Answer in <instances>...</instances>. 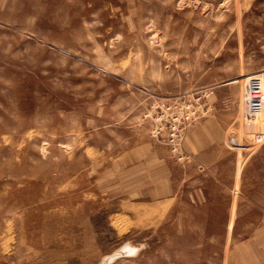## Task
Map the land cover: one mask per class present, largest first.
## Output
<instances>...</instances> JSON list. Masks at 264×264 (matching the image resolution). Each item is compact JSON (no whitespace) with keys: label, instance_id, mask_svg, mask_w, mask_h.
<instances>
[{"label":"rangeland","instance_id":"374dc122","mask_svg":"<svg viewBox=\"0 0 264 264\" xmlns=\"http://www.w3.org/2000/svg\"><path fill=\"white\" fill-rule=\"evenodd\" d=\"M258 89L264 0H0V264H264Z\"/></svg>","mask_w":264,"mask_h":264},{"label":"crops","instance_id":"0c3cea01","mask_svg":"<svg viewBox=\"0 0 264 264\" xmlns=\"http://www.w3.org/2000/svg\"><path fill=\"white\" fill-rule=\"evenodd\" d=\"M202 147L203 148L201 152L203 155L201 158L198 156L197 161L208 167L209 171L218 172L222 165L223 159L226 158V160H229L227 157L228 154L224 153V150L221 148L218 139L210 141L208 144L205 143ZM210 185L215 187L214 183H211ZM224 213L225 211L222 212L223 215Z\"/></svg>","mask_w":264,"mask_h":264},{"label":"built area","instance_id":"2783aa9c","mask_svg":"<svg viewBox=\"0 0 264 264\" xmlns=\"http://www.w3.org/2000/svg\"><path fill=\"white\" fill-rule=\"evenodd\" d=\"M252 94L254 95H258V97H252L253 99H256V100H258V101H260V102H262L263 101V99H264V96H263V94H264V92H263V90L262 89H258V90H254L253 92H252ZM252 95V96H253ZM261 115V113L259 112V111H253V112H251V113H249L248 114V118H247V123L248 124H256L255 126H256V130H254L252 133H251V135H254V139H253V141H259L260 140V142H263L264 141V125H260V122L261 121H257V118H258V116H260ZM249 121L251 122V123H249ZM259 125V126H258ZM252 126H254V125H252ZM258 126V127H257ZM244 131H248V127H246L245 129H243L242 130V133L244 132ZM241 132V131H240ZM241 135V134H240ZM237 138H238V136H237ZM239 139V138H238ZM241 139H243L244 141L243 142H240V143H242V145H246V146H244L245 148H247V150H238V151H242V153H244V152H247V151H249L250 149H251V145H250V143H251V140H248V138H247V136L245 137V136H242V137H240V139L239 140H241ZM249 143V144H248ZM239 147V146H238ZM243 147V148H244Z\"/></svg>","mask_w":264,"mask_h":264},{"label":"bare ground","instance_id":"6f19581e","mask_svg":"<svg viewBox=\"0 0 264 264\" xmlns=\"http://www.w3.org/2000/svg\"><path fill=\"white\" fill-rule=\"evenodd\" d=\"M44 151V150H43ZM135 248L134 247H132L130 250L132 251V250H134ZM128 251H129V249H128ZM131 254L132 252H125V251H119V252H117V253H115V254H112L111 256H109V257H107L106 259H104V262L103 263H106L107 261H109V260H111L112 258H114L115 256H117L118 254H119V256H120V254L122 255V254Z\"/></svg>","mask_w":264,"mask_h":264}]
</instances>
